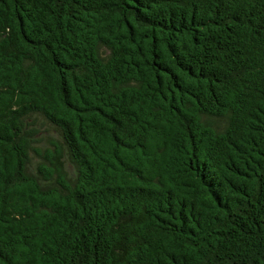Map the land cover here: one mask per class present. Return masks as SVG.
Segmentation results:
<instances>
[{
  "label": "trees",
  "instance_id": "16d2710c",
  "mask_svg": "<svg viewBox=\"0 0 264 264\" xmlns=\"http://www.w3.org/2000/svg\"><path fill=\"white\" fill-rule=\"evenodd\" d=\"M0 264H264V0H0Z\"/></svg>",
  "mask_w": 264,
  "mask_h": 264
},
{
  "label": "rangeland",
  "instance_id": "374dc122",
  "mask_svg": "<svg viewBox=\"0 0 264 264\" xmlns=\"http://www.w3.org/2000/svg\"><path fill=\"white\" fill-rule=\"evenodd\" d=\"M39 141H42V143H47V141H51V140H59V136L57 135V133H55L53 130L48 129V128H41V133L39 135ZM39 161V158L36 157L34 159V164L36 165ZM66 168L67 171L69 173L70 177H74V173H75V168L74 166L68 161L66 160Z\"/></svg>",
  "mask_w": 264,
  "mask_h": 264
}]
</instances>
